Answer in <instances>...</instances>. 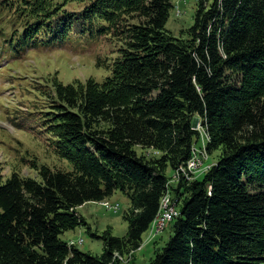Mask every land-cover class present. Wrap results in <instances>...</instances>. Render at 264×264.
I'll return each mask as SVG.
<instances>
[{
  "label": "trees",
  "instance_id": "1",
  "mask_svg": "<svg viewBox=\"0 0 264 264\" xmlns=\"http://www.w3.org/2000/svg\"><path fill=\"white\" fill-rule=\"evenodd\" d=\"M197 2L193 26L175 37L174 0L1 1L14 21L0 34L7 53L52 49L71 34L119 47L98 67L106 78L54 81L45 94L38 132L67 169L33 159L31 176L0 175V264H117L168 192L180 216L152 264H264V0ZM203 136L217 161L187 181ZM117 191L131 206L125 239L103 238L100 257L60 239L84 224L78 208Z\"/></svg>",
  "mask_w": 264,
  "mask_h": 264
},
{
  "label": "rangeland",
  "instance_id": "2",
  "mask_svg": "<svg viewBox=\"0 0 264 264\" xmlns=\"http://www.w3.org/2000/svg\"><path fill=\"white\" fill-rule=\"evenodd\" d=\"M197 1L174 0L175 8L171 12L166 28L175 37L181 36L193 26ZM72 8L77 9L75 6ZM13 24L14 21L10 20L8 14L0 13V34L5 32L9 35ZM110 42L101 38L83 44L79 37L71 34L62 46L10 54L1 49L3 43L0 41L1 176L9 177L13 171L33 175L26 166L27 161L33 159H37L40 164L67 169V164L51 152L44 133L38 132L42 127V113L47 111L45 94L51 91L54 81L68 85L77 81L84 83L92 76L97 80L106 78L108 72L98 67H107V60L119 47ZM90 44L92 46H89ZM206 140L203 136L201 143L194 147L191 166L182 171L187 181H197L196 179L208 172L217 161V153L207 155ZM136 153L148 158L159 156L156 152L139 148L136 149ZM172 177L174 176L169 177V182L175 186L178 179ZM173 199L175 198L172 193L164 194L160 201L157 220L154 221L155 225L142 236L137 249L127 248L123 253L116 252L115 263L152 264L155 261L173 236L171 222L180 216L181 204L175 207ZM130 207L128 198L119 191L103 202L85 204L77 210L84 224L74 231L64 233L60 239L82 253L100 257L104 252L103 238L107 236L119 240L126 238L131 219ZM164 214L171 215L173 220L164 223L163 218L166 217Z\"/></svg>",
  "mask_w": 264,
  "mask_h": 264
},
{
  "label": "bare ground",
  "instance_id": "3",
  "mask_svg": "<svg viewBox=\"0 0 264 264\" xmlns=\"http://www.w3.org/2000/svg\"><path fill=\"white\" fill-rule=\"evenodd\" d=\"M190 163H191V161L189 162V165H190ZM189 165H188V166H189ZM190 166H191V165H190ZM165 197H166V196H165ZM165 205H166V204H165ZM167 206H168V205H167ZM118 207H119V206H118ZM171 208H172V207H171ZM174 209H175V208H174ZM161 210L163 211V209H161ZM118 211H119V210H118ZM118 211H116V212H118ZM162 211H161V212H162ZM165 213H166V212H165ZM164 215H165V214H164ZM165 216H166V215H165ZM162 217H163V214H162ZM163 219H164V221H165L164 223H166L167 220H168L166 217H164ZM156 220H157V219H156ZM159 222H160V221H159ZM155 223H156V222H154L153 225H155ZM160 223H161V222H160ZM167 223H168V222H167ZM167 223H166V224H167ZM157 224H158V223H157ZM163 226H166V225H163ZM164 228H165V227H164ZM157 229H158V227H157ZM161 231H162V229H161ZM156 232H157V231H156ZM157 235H158V234H157ZM80 243H81V242H80Z\"/></svg>",
  "mask_w": 264,
  "mask_h": 264
},
{
  "label": "built area",
  "instance_id": "4",
  "mask_svg": "<svg viewBox=\"0 0 264 264\" xmlns=\"http://www.w3.org/2000/svg\"><path fill=\"white\" fill-rule=\"evenodd\" d=\"M169 217H170V218H169ZM166 218H169L168 220H170V221L173 220V217H172L171 215H169V214L166 215Z\"/></svg>",
  "mask_w": 264,
  "mask_h": 264
},
{
  "label": "water",
  "instance_id": "5",
  "mask_svg": "<svg viewBox=\"0 0 264 264\" xmlns=\"http://www.w3.org/2000/svg\"><path fill=\"white\" fill-rule=\"evenodd\" d=\"M194 126H196V125H194Z\"/></svg>",
  "mask_w": 264,
  "mask_h": 264
}]
</instances>
